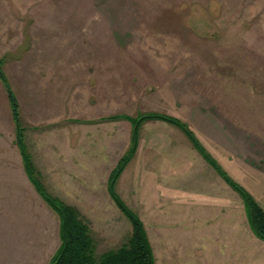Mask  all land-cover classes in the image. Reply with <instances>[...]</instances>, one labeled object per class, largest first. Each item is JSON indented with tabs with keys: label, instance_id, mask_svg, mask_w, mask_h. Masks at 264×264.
<instances>
[{
	"label": "rangeland",
	"instance_id": "1",
	"mask_svg": "<svg viewBox=\"0 0 264 264\" xmlns=\"http://www.w3.org/2000/svg\"><path fill=\"white\" fill-rule=\"evenodd\" d=\"M0 58L30 155L25 134L31 128L55 129L67 149L80 126V136L94 130V139L110 144L111 158L104 159L121 161L134 120L163 113L186 123L264 210V0H0ZM170 140L199 151L177 125L143 121L126 181L140 157L151 161ZM19 150L0 79V264H47L53 254H39V239L28 242L23 223L41 230L51 209L44 210L22 171ZM141 174L142 189L150 188ZM225 182L219 196L209 190L208 206L218 203L217 212L189 211L209 225L208 254H225L224 264L237 257L239 264H264V239L253 231L242 195ZM167 208L158 217L182 218L181 210ZM212 234L223 241L213 242ZM95 237L99 254L121 243ZM185 246L187 254H199Z\"/></svg>",
	"mask_w": 264,
	"mask_h": 264
},
{
	"label": "crops",
	"instance_id": "2",
	"mask_svg": "<svg viewBox=\"0 0 264 264\" xmlns=\"http://www.w3.org/2000/svg\"><path fill=\"white\" fill-rule=\"evenodd\" d=\"M63 127L64 130L69 129L68 126ZM75 129L77 133L72 140L67 141V149L65 143L59 137L57 138L56 130L53 128H31L25 134L38 176L48 193L79 210L89 222L96 242H98L95 237L97 235L102 237L103 242L122 243L128 236L129 218L114 200L109 189L112 173L118 167L120 158L117 161L115 159L107 161L104 157L108 155L110 144L108 146L105 141L94 139V130H91V133L87 130V134L80 136V126H76ZM69 130L65 131L69 132ZM75 142L78 144L74 145ZM167 143L168 149L159 151V155L151 158V161L140 157L137 172L127 182L125 173L132 164V160L138 156L135 154L116 180L115 191L127 207L132 211L140 212L139 215L136 214L144 223L155 256V264H186L183 257L189 248L187 247L186 252L185 244L194 245L199 253L187 254V264H224L225 254L212 251H210L212 254H208L209 235L206 232L209 225H202L201 220L195 217L196 214L192 216L189 211L193 207L199 209L204 206L205 211L210 209L217 212L219 204L213 203L209 208L208 201L212 199L209 196H219L217 191L221 189L225 181L198 150L195 152L190 147L186 149L183 143L179 144L177 141L170 140ZM163 146L166 145L160 147ZM154 153L156 150L153 151ZM20 155L22 171L37 191L26 172L23 156L21 153ZM108 156L105 158H111ZM140 174L145 180L148 177L147 182L150 188L142 189ZM213 179H215L216 188L211 187ZM261 179L264 183V176ZM12 184L14 190L16 185L14 182ZM213 189L216 192L210 194L209 190ZM42 198L45 201L42 204L44 210L48 207L51 209V211L45 210L48 212L46 225L42 226L41 230H37L34 227H27V223L24 222V235L26 239L29 238L28 242L32 237L38 238L39 254H53L51 261L63 242L61 217L43 196ZM166 205L168 211L181 210L182 218L165 221L158 217V212L161 213ZM146 220L150 222V225L146 223ZM170 228L175 229L173 235ZM211 240L215 243L223 241L222 236L214 234L211 235ZM121 243L114 247L118 248ZM28 250L27 254H32L33 245L31 250ZM238 258L236 264H239Z\"/></svg>",
	"mask_w": 264,
	"mask_h": 264
},
{
	"label": "trees",
	"instance_id": "3",
	"mask_svg": "<svg viewBox=\"0 0 264 264\" xmlns=\"http://www.w3.org/2000/svg\"><path fill=\"white\" fill-rule=\"evenodd\" d=\"M3 62L4 58H0V79L3 81L11 101L14 122L17 126V143L24 159L26 172L37 191L61 217L63 242L58 253L49 264H155V256L143 221L134 211L127 207L115 191L116 180L137 150L140 124L152 118L165 120L177 125L191 138L204 158L217 170L230 186L242 195L246 203L251 227L259 237L264 239V210L257 204L251 194L223 170L221 165L206 151L205 147L188 128L186 123L167 114L154 112L144 114L134 120V122L132 121L133 135L130 150L120 161L115 171H113L109 184L112 197L131 221L132 230L127 240L118 248L108 249L100 254L97 253V242L92 235L89 222L81 215L77 208L48 193L38 176L31 155L24 144L18 111L19 103L3 70Z\"/></svg>",
	"mask_w": 264,
	"mask_h": 264
}]
</instances>
